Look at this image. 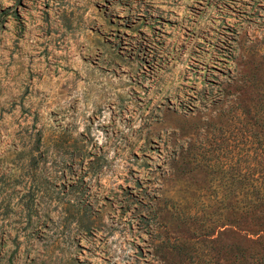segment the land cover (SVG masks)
I'll list each match as a JSON object with an SVG mask.
<instances>
[{
    "label": "rangeland",
    "instance_id": "obj_1",
    "mask_svg": "<svg viewBox=\"0 0 264 264\" xmlns=\"http://www.w3.org/2000/svg\"><path fill=\"white\" fill-rule=\"evenodd\" d=\"M0 264H264V0H0Z\"/></svg>",
    "mask_w": 264,
    "mask_h": 264
}]
</instances>
